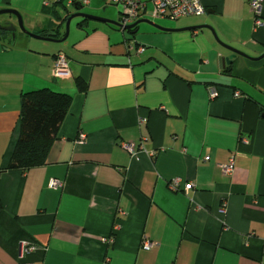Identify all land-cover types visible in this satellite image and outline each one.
I'll return each instance as SVG.
<instances>
[{
	"label": "crops",
	"instance_id": "0c3cea01",
	"mask_svg": "<svg viewBox=\"0 0 264 264\" xmlns=\"http://www.w3.org/2000/svg\"><path fill=\"white\" fill-rule=\"evenodd\" d=\"M46 1L0 8L19 10L34 33L63 38L69 9ZM201 1L203 15L140 18L170 30L142 22L132 33L77 17L73 38L46 48L2 33L0 264H264V25L255 29L248 0ZM108 4L93 0L86 13L116 14ZM8 22L16 18L0 20ZM197 25L247 56L208 28L183 29ZM61 52L68 77L54 73ZM44 87L72 95L70 109L44 165L9 169L22 94ZM232 156L234 171L224 173ZM51 178L64 186L50 187ZM176 178L192 187L173 190ZM144 237L159 245L143 249ZM24 242L36 249L21 259Z\"/></svg>",
	"mask_w": 264,
	"mask_h": 264
},
{
	"label": "built area",
	"instance_id": "2783aa9c",
	"mask_svg": "<svg viewBox=\"0 0 264 264\" xmlns=\"http://www.w3.org/2000/svg\"><path fill=\"white\" fill-rule=\"evenodd\" d=\"M93 0H47L46 5H61L68 8L71 5L85 6L89 5ZM109 3L117 4L121 6L119 22L122 27L134 23L140 19L146 13H150V16L154 19L168 18L176 20L186 16L203 15L207 12L206 5L201 0H150L151 9H149V2L146 0H106ZM250 8L254 13L255 29H259L264 25L263 19V2L264 0H248ZM140 51L143 48H139ZM55 76L68 77L70 75V64L67 56L61 52L58 53L55 61ZM209 93L211 98H215L218 94L215 87H209ZM237 95L239 93H236ZM143 121V120H142ZM86 133L81 132L78 142H83L86 139ZM122 146L129 150L132 154H136L137 148L133 142H122ZM235 168V157L232 156L228 164L222 165V171L224 173H231ZM181 178H176L170 183V187L173 190L187 191L192 187L191 183L181 186ZM48 185L52 188H62L64 181L59 178H51L48 181ZM220 213L224 214L226 209L224 206L220 208ZM158 242L152 241L146 237L143 238L141 246L145 250H150L158 246ZM36 249L35 243L24 242L20 249L19 257L23 259L27 254H30ZM20 264H38L30 261H22Z\"/></svg>",
	"mask_w": 264,
	"mask_h": 264
},
{
	"label": "trees",
	"instance_id": "16d2710c",
	"mask_svg": "<svg viewBox=\"0 0 264 264\" xmlns=\"http://www.w3.org/2000/svg\"><path fill=\"white\" fill-rule=\"evenodd\" d=\"M65 10L68 8L65 7ZM68 16L69 13L63 17V21ZM84 21H88V18H82L80 23ZM135 30L136 26L129 31L133 33ZM4 32V30L0 31V34ZM77 84L81 90L86 89V85L80 78L77 79ZM71 103L72 95L55 91L49 87L22 94L21 131L8 166L9 169L26 171L47 162L51 146L58 136ZM1 207L0 202V210Z\"/></svg>",
	"mask_w": 264,
	"mask_h": 264
},
{
	"label": "water",
	"instance_id": "95a60500",
	"mask_svg": "<svg viewBox=\"0 0 264 264\" xmlns=\"http://www.w3.org/2000/svg\"><path fill=\"white\" fill-rule=\"evenodd\" d=\"M77 8H80V6H76ZM1 14H7V15H11V16H14L16 18V20L19 22V26H21L22 30L26 33V34H29L33 37H37V38H40V39H44V40H47V41H64L66 40V38L68 37V34H69V30H70V23L72 22V20L74 18H88V19H91V20H97V21H102V22H106V23H109V24H112V25H115V26H118V27H122L121 23H119L118 21L116 20H113V19H110V18H106V17H101V16H98V15H94V14H89V13H86V12H82V11H78V12H75L73 14H70L68 17H67V20H66V34L63 38H55L56 36V32L54 31H48V32H43V33H40V34H37V33H34L30 30L27 29V27L24 26V18H23V15L22 13L15 9V8H0V15ZM142 22H146V23H149L159 29H163V30H170L169 28H165V27H162L161 25L157 24L156 22H154L153 20H150V19H139L137 21H135L134 23L132 24H129L127 26H124L123 29L125 30H131L133 29L135 26H137L139 23H142ZM208 28L212 31V33L214 34L215 38L217 39V41L223 45L224 47L230 49L234 54H241V55H244V56H247V54L237 48H234L230 45H227L225 42H223L218 34L216 33L214 27L210 26V25H197V26H192V27H188V28H183V29H195V28ZM16 29H17V24L15 23H10L8 22L7 24L3 25V24H0V31L4 30V31H9L12 33V39H13V43H15L16 41ZM2 38L1 34H0V39ZM234 55L232 56H229L228 58H224L223 59V64L226 65L228 63H230L233 59ZM264 57V54L260 57L262 58ZM259 59V58H257Z\"/></svg>",
	"mask_w": 264,
	"mask_h": 264
},
{
	"label": "rangeland",
	"instance_id": "374dc122",
	"mask_svg": "<svg viewBox=\"0 0 264 264\" xmlns=\"http://www.w3.org/2000/svg\"><path fill=\"white\" fill-rule=\"evenodd\" d=\"M119 5H115V4H108V8H113V9H117V12L116 14L114 15H110L107 13L108 10H102L101 11V14L98 15V16H101V17H106V18H110V19H113V20H116L119 22V17H120V13H119ZM68 11L69 13H74L75 11H83V12H86L88 11V5H85V6H82L80 8H76V6L74 5H71L68 7ZM6 16H10V15H7V14H1L0 15V20L1 18H4ZM108 16H111V17H108ZM13 18H15L13 16ZM79 18H74L73 21L70 23V30H69V34H68V37L67 39H72L73 38V35H74V31H75V28L77 26V22H78ZM120 23V22H119ZM16 24H17V29H16V40L17 41H22V40H31V42H33L35 45H38L39 47H44L46 48L47 46H57V44H62V43H54L52 41H47V40H44V39H40V38H37V37H33L29 34H26L21 26H19V22L16 20ZM24 26L26 27L25 23H24ZM28 29V28H27ZM66 24L64 26V28L61 30V34H65L66 33ZM30 30V29H28ZM31 31V30H30Z\"/></svg>",
	"mask_w": 264,
	"mask_h": 264
},
{
	"label": "flooded vegetation",
	"instance_id": "af4514ba",
	"mask_svg": "<svg viewBox=\"0 0 264 264\" xmlns=\"http://www.w3.org/2000/svg\"><path fill=\"white\" fill-rule=\"evenodd\" d=\"M3 31V30H2Z\"/></svg>",
	"mask_w": 264,
	"mask_h": 264
}]
</instances>
